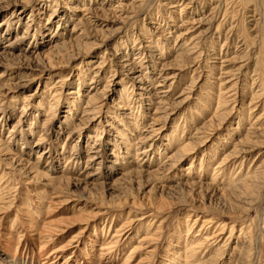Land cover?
I'll use <instances>...</instances> for the list:
<instances>
[{"label": "rangeland", "instance_id": "1", "mask_svg": "<svg viewBox=\"0 0 264 264\" xmlns=\"http://www.w3.org/2000/svg\"><path fill=\"white\" fill-rule=\"evenodd\" d=\"M0 264H264V0H0Z\"/></svg>", "mask_w": 264, "mask_h": 264}]
</instances>
